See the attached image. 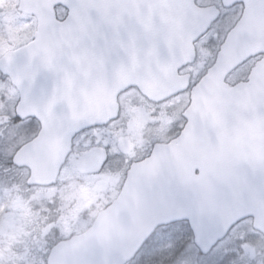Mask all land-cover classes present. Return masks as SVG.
Wrapping results in <instances>:
<instances>
[{
  "label": "water",
  "instance_id": "95a60500",
  "mask_svg": "<svg viewBox=\"0 0 264 264\" xmlns=\"http://www.w3.org/2000/svg\"><path fill=\"white\" fill-rule=\"evenodd\" d=\"M225 1L243 3L245 12L193 90L181 137L132 168L118 199L88 231L53 247L47 264H129L159 227L181 220L190 222L203 256L253 215L264 233V58L246 83L225 82L264 55V0L254 7ZM58 7L68 11L63 22ZM17 11L36 19V32L0 58V73L19 94L17 119L40 125L12 161L29 171L30 188L57 184L73 138L116 117L122 92L137 88L163 100L183 91L180 66L158 71L154 62L191 53L218 18L216 8H198L195 0H19ZM127 12L139 15L126 20ZM138 28L145 30L141 42ZM138 51L144 65L135 61ZM99 166L91 158L78 171Z\"/></svg>",
  "mask_w": 264,
  "mask_h": 264
},
{
  "label": "flooded vegetation",
  "instance_id": "af4514ba",
  "mask_svg": "<svg viewBox=\"0 0 264 264\" xmlns=\"http://www.w3.org/2000/svg\"><path fill=\"white\" fill-rule=\"evenodd\" d=\"M251 3L254 7V0H251ZM195 4L199 8L217 9L218 18L213 26H218L219 35L223 36L225 33V37L223 40L219 37L218 41H213L212 26L210 31L190 45L192 52L187 51L180 60L157 59L154 62L158 71H170L176 69L177 65L180 66L177 71L178 78L187 79L188 85L177 95L163 100H152L137 88H130L117 97L116 117L105 125L92 127L73 138L71 151L59 180L63 174L67 173L70 177L72 173L73 177H70L64 190L77 198L81 190L89 191L87 196L92 201L91 204L87 202V208L92 205L94 214L93 221L89 222L83 232L71 234L64 240L89 230L97 216L118 199L132 168L150 159L156 148L175 143L183 134L187 126L185 113L191 104L192 91L215 65L228 35L240 23L245 12L243 3L228 6L225 0H195ZM125 7L128 9L132 6L126 4ZM56 15L58 21L63 22L68 17V11L59 7L56 9ZM135 15L138 16V12H127L124 17L128 20ZM144 32V28L137 29L140 42ZM178 48L183 49L181 46ZM141 53H136L135 61L144 65L145 60L141 58ZM263 58L264 55L260 54L243 63L227 76L226 84L235 87L246 83L253 69ZM151 63L146 61V64ZM30 122L35 124L39 133V123L34 120ZM91 158L95 159L96 166H100L94 167L95 171L92 173L81 174L79 167ZM72 185L74 188L71 189ZM97 200L102 208L96 214ZM60 203L57 199L55 206L58 207ZM259 223L254 219V215L238 222L208 255L203 256L195 246L190 222L176 221L159 227L142 250L148 249L149 245L154 243L163 264H200L218 251L221 253L217 256V264H264V233L259 230ZM47 258L48 255L45 256L43 264L47 263Z\"/></svg>",
  "mask_w": 264,
  "mask_h": 264
},
{
  "label": "rangeland",
  "instance_id": "374dc122",
  "mask_svg": "<svg viewBox=\"0 0 264 264\" xmlns=\"http://www.w3.org/2000/svg\"><path fill=\"white\" fill-rule=\"evenodd\" d=\"M18 3L19 0H0V58L9 51L27 45L36 31L34 18L18 14ZM217 27L213 26L212 28L213 41H218L219 37L223 40L225 37V33L223 36L219 35ZM18 100V94L8 79L0 74V101H8L11 104L13 118ZM9 106V104L0 106V125L12 118H10ZM23 124H27V122ZM23 124L15 127L10 137V143L14 145L11 152L17 145L26 140L20 145L22 146L38 133L35 124ZM27 176L28 174L25 175V180ZM70 177H73L72 173ZM70 177L67 173L63 174L59 188L48 191L38 189L30 192L31 189H25V181L23 187L13 189L0 184L2 199L0 202V264H43L44 258L49 252L48 247H51L54 242L71 234L81 233L89 226V222L93 221L92 215L94 214L92 205L87 208V202L91 204L92 201L87 196L89 191L81 190L80 196L77 198L64 190L67 182L71 179ZM72 188H74L73 185ZM55 198L59 203L61 201L58 207L55 206ZM101 208L102 206L97 200L96 214ZM53 213L59 218H55ZM39 238L41 239L38 242ZM220 253V251L215 252L200 264H217V256ZM138 264H160V256L154 243L149 245L145 257L140 258Z\"/></svg>",
  "mask_w": 264,
  "mask_h": 264
},
{
  "label": "trees",
  "instance_id": "16d2710c",
  "mask_svg": "<svg viewBox=\"0 0 264 264\" xmlns=\"http://www.w3.org/2000/svg\"><path fill=\"white\" fill-rule=\"evenodd\" d=\"M9 106L10 111V118L13 121H8L5 123H2L0 125V184L6 185L9 189H13L16 187H23V183L25 181V172L22 170L16 169L12 165V157L15 153V151L18 149L19 145H17L15 148H13L11 152V148L14 146L10 143L11 135L13 134L14 128L22 125L21 122L13 118V108L11 107V104L7 101H0V106ZM1 119V118H0ZM24 125V124H23ZM25 189L27 187L25 186ZM16 192V190H15ZM0 202H2L1 196H0ZM60 240V239H59ZM58 240V241H59ZM54 241V237H53ZM57 241V242H58ZM57 242H54L53 245H55ZM52 247V245H51ZM50 247H48L49 250ZM147 251L143 250L136 258V260L133 262L135 264H138V260L145 257V253ZM160 264H163L160 262Z\"/></svg>",
  "mask_w": 264,
  "mask_h": 264
}]
</instances>
